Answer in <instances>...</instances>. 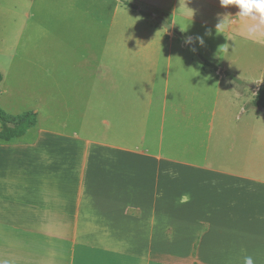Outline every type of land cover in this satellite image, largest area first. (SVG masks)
Instances as JSON below:
<instances>
[{"label": "crops", "instance_id": "1", "mask_svg": "<svg viewBox=\"0 0 264 264\" xmlns=\"http://www.w3.org/2000/svg\"><path fill=\"white\" fill-rule=\"evenodd\" d=\"M53 6L36 123L0 140V264H264V35L219 0Z\"/></svg>", "mask_w": 264, "mask_h": 264}, {"label": "rangeland", "instance_id": "2", "mask_svg": "<svg viewBox=\"0 0 264 264\" xmlns=\"http://www.w3.org/2000/svg\"><path fill=\"white\" fill-rule=\"evenodd\" d=\"M55 9L53 0H0V73L6 76L1 90L10 88L6 94H0V108L9 114H20L35 106L31 94L38 86L33 73L41 72L37 67L33 69L34 57L36 60L48 58L49 52L44 48L60 36L63 27V15L55 13ZM22 25L27 27L20 41L17 39ZM254 56L264 63L263 48L255 52L247 48L243 53L247 59ZM40 105L41 110L48 111L50 102L45 99Z\"/></svg>", "mask_w": 264, "mask_h": 264}, {"label": "clouds", "instance_id": "3", "mask_svg": "<svg viewBox=\"0 0 264 264\" xmlns=\"http://www.w3.org/2000/svg\"><path fill=\"white\" fill-rule=\"evenodd\" d=\"M222 7L228 8L229 6H235L238 9L235 17L245 26L246 32L249 36L264 35V0H219ZM232 16H225L216 26L218 29H230L232 24L229 19ZM211 35V33H208ZM195 40L203 46V37H196ZM191 44L192 38L189 37L185 41ZM228 45V44H224ZM194 50V49H193ZM227 50V48H225ZM244 264H254L251 256L244 258Z\"/></svg>", "mask_w": 264, "mask_h": 264}, {"label": "trees", "instance_id": "4", "mask_svg": "<svg viewBox=\"0 0 264 264\" xmlns=\"http://www.w3.org/2000/svg\"><path fill=\"white\" fill-rule=\"evenodd\" d=\"M129 7L138 10L137 6L126 3ZM141 12V11H140ZM142 14H147L141 12ZM204 65L212 67L217 70V66L214 64L203 60ZM224 75L233 79L236 83L242 84L241 81L237 80L234 76L224 73ZM2 76L0 74V82ZM247 108L262 109L264 111V86H261L254 99L251 101ZM37 114L32 111L24 112L17 115H11L6 113L0 108V140L10 141L15 138L22 137L30 128H32L36 123Z\"/></svg>", "mask_w": 264, "mask_h": 264}, {"label": "water", "instance_id": "5", "mask_svg": "<svg viewBox=\"0 0 264 264\" xmlns=\"http://www.w3.org/2000/svg\"><path fill=\"white\" fill-rule=\"evenodd\" d=\"M154 19L163 27L166 29V31L170 32L171 28L170 26L167 24V22L165 20H163L160 17H154ZM185 40V39H184ZM253 89H257L256 86H251Z\"/></svg>", "mask_w": 264, "mask_h": 264}]
</instances>
